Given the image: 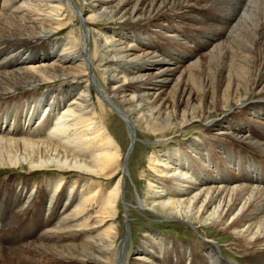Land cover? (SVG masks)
<instances>
[{
  "label": "bare ground",
  "instance_id": "obj_1",
  "mask_svg": "<svg viewBox=\"0 0 264 264\" xmlns=\"http://www.w3.org/2000/svg\"><path fill=\"white\" fill-rule=\"evenodd\" d=\"M71 2L0 0V169L27 171L0 179V264H264V182L251 177L264 174V0H84L83 18ZM204 17H226L227 36L210 35ZM116 21L136 25L96 28ZM182 21L209 34L192 42L174 28ZM116 116L131 146L137 132L156 143L195 123L208 132L154 150L147 170L160 188L148 181L136 204L230 232L240 262L211 241L155 234L127 257L116 216L128 211V158L120 129L104 124Z\"/></svg>",
  "mask_w": 264,
  "mask_h": 264
},
{
  "label": "rangeland",
  "instance_id": "obj_2",
  "mask_svg": "<svg viewBox=\"0 0 264 264\" xmlns=\"http://www.w3.org/2000/svg\"><path fill=\"white\" fill-rule=\"evenodd\" d=\"M75 1L77 2V4L75 3ZM71 5H72V8L73 7L75 8V6H78V8L79 7L83 8V10L81 12V15H82L81 17L83 18L84 16H86V12H84V8L86 6V3L84 2V0H74V1L72 0ZM209 18L210 17H208V18L204 17V19L206 21L205 20H203V21L206 22L207 24L211 23V25L213 23L214 29H213V31H210V35L217 36L215 38H218L220 41L223 40L227 36L228 32L231 29V27H228L226 24L227 18L223 17V18H221L220 21L218 20V17H215V20L213 19L211 21L209 20ZM225 18H226V20H225ZM189 21H191V19H189ZM77 23H80V21H78ZM187 23L188 22H186V21H184V22L182 21L181 24H175L176 25L175 26L173 23V25H174V28L177 29L178 33L182 32V34L184 36H185V34H188L189 35L188 37L192 40V42H194L195 39H204V37L209 34V32L201 31L202 29H199V31H194V32L192 31V33H191V32H189V29H188L189 23L188 24ZM126 25L135 26L136 22L124 23L123 21H116V22H110V23H103L102 26L97 25L96 28L102 27V29H105V30H108V29L109 30H112V29L118 30L119 28H122ZM212 32H213V34H212ZM62 34L66 35V31L63 32ZM83 34H84V32H83ZM195 42H197V41H195ZM189 45H191V46L187 45V48H184V49H181V45L179 46V48L178 47L177 48L179 49V51L183 50L184 53L186 52L189 54V52H193L195 50L193 44H189ZM168 51H169V49L165 48V51H163V55H166ZM183 52H176V53L181 54ZM170 55L172 57L173 54L170 53ZM172 62L175 63L174 61H172ZM185 65H187L186 61L180 62V63L178 62L179 67L180 66L183 67ZM154 68H155V66L150 69L151 73H154L156 71ZM95 74H96L95 78H96L97 82L99 83V85L104 87V84H105V86L107 87L106 83H104L105 76L102 77L100 75L101 74L100 70H97ZM27 90L28 89H23V90L19 91L18 93L13 94L11 99L6 100L7 104H9V105L14 104L13 102L19 100L20 98H23L24 95L22 96L21 94L28 92ZM14 95H21L22 97L19 98V96H17L14 99V97H13ZM110 112H112L113 115L115 114L113 110ZM215 117L219 118L218 116H215ZM212 118H213V116L210 119H212ZM104 124H105L106 128L108 127L109 129H111V127H112L111 130H113V129L115 130L116 128L120 129V134L122 135V137H124V138H122V140L124 139V143H125L124 145L120 144L122 147L123 156L125 155V160H126V158H128V160H127V174L125 175V179H124L125 180V194H126L125 204L127 203L128 211L126 212L124 208H123L124 210L120 209L119 213L116 216V219L118 220L119 224L122 227V234L120 235L119 242L121 244V242L123 240H125V251H124V253L127 255V257L129 258L132 256L131 254L134 253V250L144 240L145 236L148 237L149 235L153 236V234H155L159 239H163V240H167V241L172 240V241H176L178 243H181V242H183V243H196L195 241H202L203 239L205 241H211L217 247L220 248L221 252H223L222 255H223V258L225 260H227L229 262H234V263L240 262L241 255L236 253L237 252L236 250H231L234 248L232 247V244H231V241L233 240V238H232V235L230 234V232L222 231V232H225V234H224L222 232H219L218 230L213 231L212 229H209L208 226H207L208 230L202 229L199 227H197V229L193 230L192 227H190L188 224H186L187 223L186 219L185 220L180 219L179 221H173L172 219L169 220L166 218L157 217L153 214H150L147 211L149 208H147L146 206H138L136 204L138 199H140V200L143 198L145 199V197L147 195L151 194L150 190H148V187H147L148 181L151 182L154 186H156V188H153V187H151V188H153V189H159L160 188L156 182L158 180L154 176H152V174L150 172H148V170H147L148 169V167H147L148 159L151 156H154V150L156 151L158 149L157 151H160L161 148L166 147L168 145V143L170 144V143H172V141H175L174 138L176 140L178 139L182 143H185L188 139L194 138V136L197 133H199L197 136L203 135V136L207 137L206 133H208V132L203 131L204 129L201 128V124L195 123V124L191 125L190 130L187 131V133H185L183 135H181L180 132L179 133L175 132L174 135H176L177 137L174 136L173 139H170V140L163 142V143H161V142L156 143L154 138H151L150 136H147L144 133L137 132V136H136V139L134 141L135 143L133 144V146L130 145L128 127L119 117H117V116L115 118L109 117L104 121ZM209 132H211L212 135H216L218 131H209ZM176 146L177 145H175V148H177ZM168 149L169 148H167L165 150L167 151ZM249 162L250 161H245V164H243V165H246ZM227 165H228L227 160L220 158L216 168H218V170H224L226 173V176H227V174H229L231 176L233 171H230V169L228 168ZM243 165L236 168L237 172L236 171L235 172L237 174H238V170ZM24 172L26 173L27 171H24ZM25 173H23V174H25ZM220 173H221V176H224L223 172H220ZM18 174L21 176H25L22 174L21 170H15V169H11V168H1L0 169V179L5 178L7 175H11V176L15 177ZM216 175L218 176L219 174L216 172L212 173L213 177H215ZM27 177H29V176H27ZM30 177H32L31 178L32 180H33V178L37 177L36 179H37L38 183H39V181H41L44 178V176L40 173L39 174L38 173L33 174ZM251 177H253V181L256 183L259 182L258 181L259 179L263 180V182H264V174H260V173L252 174ZM116 179H117V176H116V178H114L110 182L114 183L116 181ZM230 220L231 219H228V223L230 222ZM30 225H31L30 223H27V225L24 226L25 229L18 230L16 235L19 236L23 232H27L29 229H31ZM0 227L2 228V224H0ZM217 231H218V233H217ZM226 233H228V234H226ZM163 240H161V241H163ZM238 252H240V251H238ZM234 256H236V257L234 258Z\"/></svg>",
  "mask_w": 264,
  "mask_h": 264
}]
</instances>
